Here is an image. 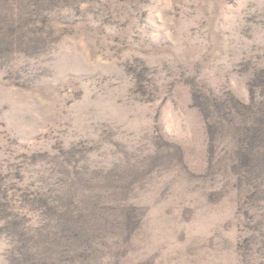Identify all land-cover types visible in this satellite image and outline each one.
Here are the masks:
<instances>
[{
	"label": "rangeland",
	"instance_id": "1",
	"mask_svg": "<svg viewBox=\"0 0 264 264\" xmlns=\"http://www.w3.org/2000/svg\"><path fill=\"white\" fill-rule=\"evenodd\" d=\"M0 264H264V0H0Z\"/></svg>",
	"mask_w": 264,
	"mask_h": 264
}]
</instances>
